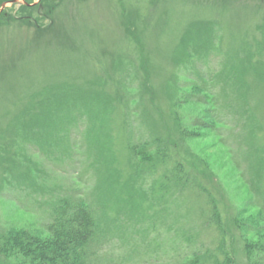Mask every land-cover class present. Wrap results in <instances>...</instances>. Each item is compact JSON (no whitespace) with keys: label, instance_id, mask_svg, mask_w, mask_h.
Returning a JSON list of instances; mask_svg holds the SVG:
<instances>
[{"label":"rangeland","instance_id":"1","mask_svg":"<svg viewBox=\"0 0 264 264\" xmlns=\"http://www.w3.org/2000/svg\"><path fill=\"white\" fill-rule=\"evenodd\" d=\"M64 91L104 103L96 128L105 138L86 149L79 123L69 154L64 143L44 154L15 144V121ZM159 134L161 157L149 143ZM258 156L264 0H0V231L47 236L60 199L87 198L97 215L94 195H105L116 224L103 229L102 264H187L181 247H220L226 264H250L257 254L246 246H264ZM135 157L144 160L140 179ZM152 166L181 173L182 183L162 172L148 181Z\"/></svg>","mask_w":264,"mask_h":264},{"label":"trees","instance_id":"2","mask_svg":"<svg viewBox=\"0 0 264 264\" xmlns=\"http://www.w3.org/2000/svg\"><path fill=\"white\" fill-rule=\"evenodd\" d=\"M215 87L217 88V86ZM215 87L210 86V91L214 92ZM58 97L59 96H46L38 99L32 105V111L35 110V114L31 110L27 111L26 114H24L25 117L15 121V144L18 143L20 148L24 145L27 147L30 145L38 147L44 154L47 148L57 147V144L63 146L64 143L66 145L67 154H69L72 149V141L70 142L67 135L72 129L77 130V124L79 123H82L86 130L84 131V138L87 140V144H85L86 149L87 146L90 147L97 144V141H94V137L102 134L99 133L96 127L101 122L99 116L104 118L106 112L103 109L104 103H99L86 96H69L66 94V91H64L63 100L62 97L61 99ZM213 104L214 109L217 108L214 110V116L215 118L217 117L216 120L219 121L218 119L221 118L219 116V108H222V111H224V109L220 105L221 102L219 101V95L217 93L214 96ZM42 114H46L48 118H52V122L49 124V122L39 121V117H41ZM220 120L219 122H222V119ZM50 127L53 128L52 133ZM100 138H105V136L101 135ZM161 141L162 137L160 134L149 137V143L152 144L151 149L153 150V155H160L161 157ZM130 149L132 150V145ZM158 151H160V153ZM149 154L151 153L147 154L145 151L139 156L145 158L148 157ZM89 155L91 156V154ZM52 156H56V154ZM252 156L255 159L256 155ZM258 159L260 162L264 163L261 156H258ZM143 162L144 160L135 157L133 163L130 164V167L136 171L135 175L137 179L142 178V174H139L138 170L141 169ZM100 163L101 161L99 163L97 162V165H100ZM157 166H152L151 169L154 175L149 176L148 181L151 182L155 180V175L161 172L160 176L166 175V177H172L170 172L163 173V171L157 169ZM173 177V180L178 182L181 181L182 183L181 173ZM263 177L264 170H260L256 179L259 181ZM161 180H163V178ZM167 181H165L167 185L165 189L169 186V182ZM119 182H121V180H119ZM252 182L254 181L252 180ZM247 183L249 182L247 181ZM181 186L185 185L182 184ZM262 188H264L263 184ZM104 196L105 195H103V198ZM114 196L115 195H112L110 198L112 199ZM94 197L95 199L97 198L95 195ZM123 197L127 198V195L124 194ZM103 198L100 200L94 199V201L98 202L95 210L97 209L100 212L99 214L96 213L97 215L94 214V206L87 198L76 201L73 200L71 196H66L60 199L52 210L50 221L45 226L47 236L34 234L27 230H12L9 228L0 231V264H102V258L100 260L98 249L101 248L102 243L108 241L104 230L111 229L114 226L113 224H116L111 223L108 215H106L108 213H105L106 211H110L108 207L114 208V205H106L107 201L103 200ZM165 202L164 205L168 203V200ZM254 204L259 206L260 213L264 216V204L262 200H259L257 197ZM164 205L161 206V204H159L157 207H163ZM111 211L114 212V209ZM187 234V232L181 231L179 236L184 238ZM256 246V244H248L246 246L249 258H251L253 254H257L258 260L251 261L250 264H264V246ZM184 249V247H181L180 250L177 251V257L182 261L186 255H189L190 259L187 264H226L225 257L220 247L217 249L216 253L213 251V253H210L207 249L206 252H204V250L200 251V249L197 248L195 251L193 249L190 254H185L183 251Z\"/></svg>","mask_w":264,"mask_h":264}]
</instances>
